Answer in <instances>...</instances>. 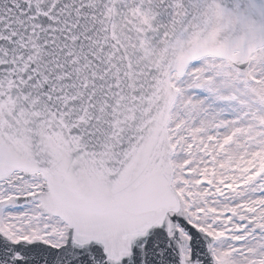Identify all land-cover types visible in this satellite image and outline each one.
<instances>
[{"label": "snow or ice", "instance_id": "snow-or-ice-1", "mask_svg": "<svg viewBox=\"0 0 264 264\" xmlns=\"http://www.w3.org/2000/svg\"><path fill=\"white\" fill-rule=\"evenodd\" d=\"M0 264H264V0H0Z\"/></svg>", "mask_w": 264, "mask_h": 264}]
</instances>
